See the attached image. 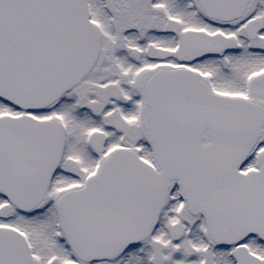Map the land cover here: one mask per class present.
Segmentation results:
<instances>
[{"label": "snow or ice", "instance_id": "1", "mask_svg": "<svg viewBox=\"0 0 264 264\" xmlns=\"http://www.w3.org/2000/svg\"><path fill=\"white\" fill-rule=\"evenodd\" d=\"M0 264H264V0H0Z\"/></svg>", "mask_w": 264, "mask_h": 264}]
</instances>
